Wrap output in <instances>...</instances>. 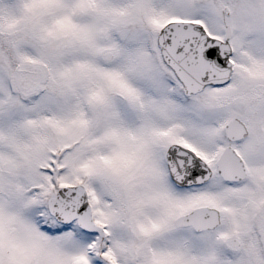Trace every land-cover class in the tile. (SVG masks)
<instances>
[{
    "label": "rangeland",
    "instance_id": "rangeland-1",
    "mask_svg": "<svg viewBox=\"0 0 264 264\" xmlns=\"http://www.w3.org/2000/svg\"><path fill=\"white\" fill-rule=\"evenodd\" d=\"M180 1L187 6L0 0V264H105L93 260L92 247L110 264H264V233L257 235L264 228V101L253 103L264 92V0H225L230 18L217 10L219 0ZM175 20L199 22L216 39L230 25L235 74L228 85L184 93L157 44L163 25ZM108 52L113 61H105ZM252 106L262 110L251 126L259 132L237 146L246 182L213 180L188 192L167 181L168 143L208 155L224 123ZM75 184L87 189L94 222L107 233L94 245L72 223L37 227L53 187ZM206 205L223 213L215 231L170 226L177 214ZM232 235L242 245L229 250Z\"/></svg>",
    "mask_w": 264,
    "mask_h": 264
},
{
    "label": "water",
    "instance_id": "water-1",
    "mask_svg": "<svg viewBox=\"0 0 264 264\" xmlns=\"http://www.w3.org/2000/svg\"><path fill=\"white\" fill-rule=\"evenodd\" d=\"M159 44L164 61L174 69L188 93L200 91L207 84H221L226 81L228 77L227 66L223 73L219 71L213 74L208 70V65L205 62L206 47L204 46L209 44L207 50L217 54L221 52L224 45L220 41L210 39L199 25L189 23L168 24L159 35ZM230 130L231 133L236 131L238 135L245 133L243 124L238 120L232 122ZM223 158L224 156L219 162V167L224 169L222 173L224 178L242 179L244 175L241 168H238L240 172H238V176H234L233 172L235 171L231 172V165L234 163L230 165ZM237 162L239 163L238 160ZM185 174L183 176L178 175L175 179L177 181L186 180ZM189 178L199 180L195 175ZM49 211L60 222L68 223L77 219L83 229L90 230L93 227L86 192L82 186L61 188L56 197L49 200ZM217 219V212L204 208L180 217L175 224L177 226L192 224L196 229H207L214 227L218 222Z\"/></svg>",
    "mask_w": 264,
    "mask_h": 264
},
{
    "label": "flooded vegetation",
    "instance_id": "flooded-vegetation-1",
    "mask_svg": "<svg viewBox=\"0 0 264 264\" xmlns=\"http://www.w3.org/2000/svg\"><path fill=\"white\" fill-rule=\"evenodd\" d=\"M178 1H179V4L181 5V8H185L187 6V4L184 5L180 0H178ZM197 1L204 3L205 0H201V1L197 0ZM218 4L220 6L217 8V10L219 9L220 13H224V15L227 16V18H230L231 15H232V10H233V7L230 5V3L228 1H225V0H219ZM234 54H235V50L232 47V53L230 55V60L231 61H232V57L234 56ZM232 68L233 69H232L231 78H233V76L235 74V72H234V69H235L234 61H232ZM248 99H250V98H248ZM258 100L260 102L264 101V92L258 97V99H256V101L253 100V103L254 102L258 103ZM243 109H245L244 113L248 112V116H246V117L244 116L243 119H241L240 117H238V118L246 126V130L247 131H246L245 135L240 137V135H238L236 133V131L234 133H231V131H230L229 135L232 138L235 137L234 139H230V136L228 135L227 130H226V124L223 125V127H222V137L223 138L220 137L221 138V142L219 144H216L215 146L211 147L210 153L208 155L205 154L202 151V148H197V147L192 146V145H185V144H182V143H179V142H176V141L170 142V143H168L166 145L165 149L163 150V162H162V165L165 167V169L163 171L167 175V181H169V183L174 188H176L177 190L193 192V191H196L198 189H201V188L207 186L210 183V181H213L215 179L220 181V182H222V183H224V184H226V185H228V186H238L241 182L245 181L246 179H248L250 177V171H249L247 162L245 161L244 157L241 155V153H240L239 149L237 148V146H239V144L243 143L245 140L249 139L250 137H255L256 134L259 132L256 127L255 128H251V126L256 124L257 116L261 113L262 110H261L260 107L259 108H255L254 106L249 107V108L248 107H244ZM176 145L184 147V148L188 149L189 151H191L192 155L194 157H196L199 161H201V163L205 164L206 167L210 169V173H209V175H208V177H207V179L205 181H201L202 183L195 184V185L188 184V185L183 186V187L182 186H178L173 181L172 173H171V170H170V165H171L170 162L171 161L179 163V170H181V168L184 167L186 174L188 176H190V177H192L193 175L201 176V177L205 176V172H204L202 166L199 164L198 160L194 161V159L192 157L185 156L184 154H180L177 151H171L170 152L171 148L173 146H176ZM233 150H234L235 153H237V155L240 157V159L242 160V162L244 164L245 177H244V179L242 181L226 182L219 175V172L217 170V162L219 161V159L222 157V155L224 153H227V157L230 159V161H233L234 164H235L234 167H235V173H236L238 171L239 166L236 164V160L232 157ZM208 157H210V158L208 159ZM122 196H123V194H122ZM122 200H123V202H122V213H123L124 217L128 218L129 215L132 213V210H131L130 206H129V209H128V207H127L128 203L124 201V196H123ZM206 206L213 207L211 205H206ZM199 207H201V206H199ZM193 209H195V208H192L190 210H186V211H184L182 213L177 214L173 219H171L170 226L173 224V222L175 221V219L178 216L186 214V213H189ZM262 212H263L262 216L264 217V210H262ZM259 217H261V216H259ZM220 219H221V221H220V225H221V223H222V221L224 219L223 213L221 211H220ZM261 226H264V225L262 224ZM218 227H216V228H214L212 230H209V231H215ZM189 229H191V228H189ZM204 232H208V231H204ZM258 232H259V230H258ZM241 245L242 244L240 243L236 247L240 248ZM256 247H260V245L259 244H255L253 248L255 249ZM261 249H262V247H261Z\"/></svg>",
    "mask_w": 264,
    "mask_h": 264
}]
</instances>
